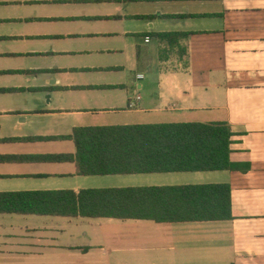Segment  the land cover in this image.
<instances>
[{"label":"crops","instance_id":"1","mask_svg":"<svg viewBox=\"0 0 264 264\" xmlns=\"http://www.w3.org/2000/svg\"><path fill=\"white\" fill-rule=\"evenodd\" d=\"M218 122L231 170L82 176L55 159L76 128ZM219 184L231 220L0 213V264H264V0H0V194Z\"/></svg>","mask_w":264,"mask_h":264},{"label":"trees","instance_id":"2","mask_svg":"<svg viewBox=\"0 0 264 264\" xmlns=\"http://www.w3.org/2000/svg\"><path fill=\"white\" fill-rule=\"evenodd\" d=\"M171 44L179 34H157ZM233 131L228 123H173L76 128L72 160L82 176L231 170ZM0 213L151 220L158 223L232 219L231 187L186 185L89 189L79 193H1Z\"/></svg>","mask_w":264,"mask_h":264},{"label":"built area","instance_id":"3","mask_svg":"<svg viewBox=\"0 0 264 264\" xmlns=\"http://www.w3.org/2000/svg\"><path fill=\"white\" fill-rule=\"evenodd\" d=\"M146 42L147 43L150 42V38H146ZM137 78H138V80H144L145 76L143 74H139L137 76ZM139 100H141V98L140 97H137L136 98V101H139ZM129 106H130V108H135L136 107V102L135 101L130 102V105Z\"/></svg>","mask_w":264,"mask_h":264}]
</instances>
